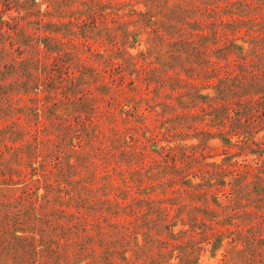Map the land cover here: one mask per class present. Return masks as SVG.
<instances>
[{"label": "trees", "instance_id": "trees-1", "mask_svg": "<svg viewBox=\"0 0 264 264\" xmlns=\"http://www.w3.org/2000/svg\"><path fill=\"white\" fill-rule=\"evenodd\" d=\"M43 1L46 9L40 11L36 9V0H0V75L5 73L10 79L23 81L9 83L6 77L0 78V99L8 105L0 115L10 110L7 102L11 103L18 90L31 91L39 84L31 80L33 65L37 68L40 64L39 79L43 84L40 85L47 100L52 99L54 90L63 94L62 101L68 97L69 79L64 85L59 83L68 75L62 79L56 72L64 68L67 73L69 60L79 57L68 49V41L57 34L62 28L87 24L94 16L95 0ZM143 1L147 6L144 11L133 8L138 0H109L100 7H112L116 10L113 14H118L122 6L130 5V13L140 17L157 7L165 9L158 11L163 16L160 29L152 30L158 41L153 37V46L129 54V59H149L154 55L156 61L168 59L174 65L186 66L188 75L201 73L212 77L207 84L213 92L206 94L200 92L198 82L177 77L169 88L176 91L179 108L167 103L161 111L152 109L155 123L146 139L159 157L144 162L139 169L150 171L152 177L171 170L174 175L167 178L168 185L176 187L180 194L166 197L170 205L151 206L142 213L145 216L155 211L157 219L132 227L118 223L100 225L96 230L100 235L96 237L87 230L88 224L77 220L68 210L67 173L61 164L65 128L56 127H62L63 120L57 119L49 108L55 103L45 105L42 127L0 125V135L5 138L11 136L18 141L31 138L33 143L53 146L56 151L47 155L57 156L45 162L40 146L38 152H32V156L40 158L34 163L30 161L29 164H37L29 172H18L14 180L11 166L6 169L18 186L12 193L0 189V264H77L70 254L71 248L75 249L74 255L92 257L85 264H199L201 252L209 251L213 256L219 249L223 250L221 264H264V0H228L218 8L230 16L228 19L219 18L216 9L210 15L205 7L204 13L214 16L209 23L195 17L194 0H165L163 4L160 3L163 0ZM213 1L218 0H207L206 4ZM67 16L72 17L70 21L64 20ZM120 16L124 18L125 14ZM33 24L40 33L22 28ZM207 25L209 31L202 32ZM217 25H222L223 31H218ZM140 34L139 30L125 29V40L134 45L141 42ZM21 41L34 53L31 58L22 56L26 50L20 49ZM37 54L42 58H37ZM123 54L118 47L114 48L113 58ZM205 65L210 67L205 73L193 67ZM128 115L134 117L135 131L145 128L144 112L136 110ZM200 123L209 129L199 128ZM56 129L61 136L58 146L44 137ZM40 132L44 136L40 137ZM190 137L198 142L183 143ZM211 137L218 138L224 146L220 162L203 161L205 140ZM209 193L212 203L206 201ZM186 198L197 199L203 206L193 204L187 210L188 220L183 213L176 212L175 220L170 221L173 217L170 210L175 205L183 210L186 205L180 200ZM153 200L148 196L140 203L152 205ZM192 210L200 212L199 220ZM178 222L181 226L175 229ZM105 227L118 237L106 238ZM126 232L143 235V243H137L138 248L130 256L125 255ZM73 237L79 239L78 247L74 246ZM102 251L108 255L105 259ZM173 258L176 262H170Z\"/></svg>", "mask_w": 264, "mask_h": 264}, {"label": "rangeland", "instance_id": "rangeland-1", "mask_svg": "<svg viewBox=\"0 0 264 264\" xmlns=\"http://www.w3.org/2000/svg\"><path fill=\"white\" fill-rule=\"evenodd\" d=\"M38 5L36 9L43 11L46 9V2L36 0ZM94 1V0H93ZM109 0H95L93 18H89L88 23H80L77 25L62 28L57 34L63 38L68 44V49L71 53H76L79 58L71 61L67 73H64V68L60 69L62 79L67 76V79L59 82L61 85L68 83V97L62 101V93H52V99H46V91L41 85L39 77L40 64L32 66V82L39 83L36 88L30 90H18L12 95L10 110L5 112V115H0V125L17 123L23 127H42L43 110L46 105H51L49 108L54 111L57 119L63 120L60 129L65 128L66 139L62 144L65 151L64 161L61 164L64 166V172L67 173V183L65 195L68 199V210L77 217L80 222L88 224V231L100 235L96 231L100 225H108L109 223L126 224L132 227L136 223H144L150 219H157L158 215L155 211L143 215L149 207H164L170 205V201L166 197H178L179 190L168 185L167 178L174 175L171 170L159 172L156 176H149L148 170L139 169L144 163L151 161L153 158H158L153 150L152 143L147 141L146 136L150 135L153 128L152 120L153 110L161 111L165 104L171 103L177 106L178 98L175 90L169 87L174 85L177 77L187 79L189 81L198 82L200 92L202 94L212 93V87L207 84L211 82V76L195 74H187L186 66L174 65L168 59L156 61L154 55L149 59L135 58L130 60L129 54H136L140 49H145L146 46H153L155 35L152 30L158 27L163 19L161 12L165 9L157 7L152 9L145 16L132 15L130 13L131 6H122L117 12L112 7H100L104 2ZM115 1V0H112ZM160 2L161 4L166 1ZM207 0H194V5L197 6L195 17L201 19L204 23H209L214 20L212 11L218 10L228 0H218L208 2ZM96 5V6H95ZM150 5V3H148ZM80 7V5H79ZM205 7L211 14L204 13ZM213 7V8H212ZM136 10L144 11L147 6L143 0H138L133 6ZM219 11V10H218ZM224 10L219 11V18L228 19ZM79 12H75L78 15ZM125 14L124 18L120 14ZM72 17L67 16L64 20L70 21ZM86 18V15H84ZM24 24V20H20ZM151 21V22H150ZM37 26L22 25V28L27 32L40 33L36 29ZM202 32L209 31L210 26H204ZM218 31H223L222 25H217ZM125 29L141 31L139 43L134 45L125 40ZM61 32V33H60ZM105 35H109V38ZM150 39V40H149ZM156 41L157 38H156ZM238 42H241L238 39ZM26 42L21 41L19 44L24 58H31L34 53L26 48ZM41 49L42 45L39 46ZM118 47L120 52L124 54L122 57L113 58V50ZM157 49V48H156ZM125 50V51H124ZM98 51L99 54L95 52ZM37 58H42L37 54ZM220 61L224 62V60ZM197 70H203L204 73L210 70L207 65L203 67L193 66ZM6 77L9 83H23L20 80L10 79L5 73L0 75V78ZM13 80V81H12ZM41 84V85H40ZM121 89H119V86ZM7 104L4 99H0V112L5 111ZM178 107V106H177ZM179 108V107H178ZM144 112L146 119L144 120L145 128L142 127L138 131L133 129L135 125L134 117L128 115L130 112ZM127 118L128 120H123ZM39 120L40 122H37ZM209 129L204 123L199 124V128ZM215 130V129H213ZM52 132L44 136L42 132L38 133L40 137L50 138V143L59 145L61 136ZM190 135H194L190 131ZM206 141L204 149V162H220L224 158V146L216 137H211ZM198 139L195 137L185 138L183 143H196ZM146 146H145V144ZM161 144H166L161 141ZM42 142L33 143L31 138L23 140H15L11 136L0 135V189H7L10 193L13 192L18 185L14 184L7 172V168L11 166L14 180L19 174L29 172L31 167L36 165L29 164L36 162L40 157L32 156V152L42 146ZM170 144H174L171 142ZM42 159L45 162H51L50 158L57 157L56 155H47L48 152L56 151L53 146L48 144L42 147ZM198 159H202L198 155ZM240 159V157H239ZM54 160V159H53ZM199 165V163H196ZM56 168V167H55ZM58 170V168L56 169ZM6 172L4 175L3 173ZM37 176V175H36ZM198 181V178H194ZM150 196L153 198L152 205L142 202V199ZM190 197V196H189ZM213 197L209 193L206 196V201L212 203ZM224 201V197H220ZM184 205L183 210H170L172 220L174 214L180 212L184 214L186 220L189 218L188 209L193 204L203 206L197 199H181ZM179 210V211H178ZM197 214L196 219H200V212L191 211ZM171 218V217H170ZM118 225V226H119ZM181 226L180 222L175 227L178 229ZM106 238L116 239L118 236L113 234L109 228L105 227ZM104 236V235H103ZM127 241L126 256H130L136 245L143 243V235H136L133 232L125 233ZM195 239H199L196 236ZM74 246L79 239L72 238ZM95 247H98L95 244ZM207 248L209 246H206ZM134 249V250H133ZM74 248L70 249L73 261L77 264H85L92 257H85L84 254L74 255ZM99 249H97V252ZM222 249L216 251L215 255H211L209 251L201 252L199 256V264H221ZM102 258L108 257L107 253L101 252ZM100 258V256L98 257ZM117 260L120 261L118 257ZM170 262H176V259H171Z\"/></svg>", "mask_w": 264, "mask_h": 264}]
</instances>
